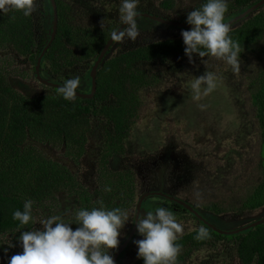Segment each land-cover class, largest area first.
Masks as SVG:
<instances>
[{
    "label": "trees",
    "instance_id": "1",
    "mask_svg": "<svg viewBox=\"0 0 264 264\" xmlns=\"http://www.w3.org/2000/svg\"><path fill=\"white\" fill-rule=\"evenodd\" d=\"M257 1L229 0L224 21L242 13ZM182 2L161 0L155 6L153 0H148L143 6L139 5V10L156 14V10L164 9L175 18L170 15L164 17L186 22L187 13L205 0H195L191 8H182ZM56 3L58 30L42 59V69H46L54 82L63 83L73 76H79L81 82L88 79L91 89L90 70L111 37V31L120 26L118 7L104 10L93 6L91 0H56ZM50 11L46 4L44 14L34 10L28 17L18 11L0 13L1 49L28 56L35 64V70L38 57L51 35L46 32L45 37L39 38V34L47 29L42 32V22H46ZM102 20L105 23L103 29ZM242 21L231 27L229 34L239 43L241 58L254 57L258 62L260 74L252 80V85H255L252 95L264 129V5ZM184 47L182 37L130 42L103 61L94 97L76 96L72 101L65 100L59 94V88L46 84L50 90L48 93L22 92L16 88L8 69L0 65V234H10L14 242L11 246L15 250L22 231L42 227L39 212L43 211L44 215L46 208L57 200L59 202L58 195L62 191L76 195L71 213L62 215L66 222L74 220L76 209L99 207L101 202L108 209L119 207L128 211L131 208L136 188L122 184L126 182L119 178L126 172V167H111L109 161L127 151L126 142L140 110L141 90L148 87V91L157 93L156 85L159 86L166 77L179 78L190 63ZM204 60L194 56V62ZM81 68L86 70L83 77L77 74ZM89 136L97 144L96 158L91 161L95 170L92 175L96 176L93 183V176L86 175L88 171L86 174L82 171L91 149L87 143ZM54 149H59L61 156L54 157ZM258 169L260 175L257 180L254 170L245 171L243 168L242 174L238 170H230L242 185H248L246 195L241 196V204L234 211L264 206V156ZM218 181L216 179L215 183ZM109 187L111 191H106ZM28 199L34 202L33 220L21 225L12 214L16 209L23 210V204ZM210 207L217 213L228 209L224 204L221 208L217 202L206 208ZM196 221L192 229L178 236L176 242L182 245V249L175 264H197L201 251H211L210 258L207 255L203 257L209 264L215 261L213 255L224 258L228 263L264 264V222L239 233L224 235L201 220ZM201 226L208 229L209 235L197 240L194 237ZM72 227L75 229L77 225ZM129 228L122 230L126 234ZM123 236L121 233L120 244ZM0 250L4 253L2 246ZM19 250L22 251L20 246ZM116 250H113V255ZM127 251L128 247L121 257ZM133 264H144V261L139 258Z\"/></svg>",
    "mask_w": 264,
    "mask_h": 264
},
{
    "label": "rangeland",
    "instance_id": "2",
    "mask_svg": "<svg viewBox=\"0 0 264 264\" xmlns=\"http://www.w3.org/2000/svg\"><path fill=\"white\" fill-rule=\"evenodd\" d=\"M145 1L148 0H140V6H143ZM153 1L157 6L161 0ZM182 1V8H191L195 0ZM46 4L51 11L47 21L42 22V27L44 25L42 32L47 28L45 34L44 36L39 34V38L45 37L46 32L48 35L51 34L53 11L50 0H34V11L38 14L45 13ZM91 4L109 10L118 7L119 0H91ZM156 14L175 18L164 9L156 10ZM138 23L140 35L136 41L140 43L182 37L181 31L185 30L146 17L138 18ZM128 43L130 41H115L107 58ZM205 61L208 70L222 74L223 80L216 90L199 100H194L183 87L184 79L181 73L179 78H164L159 86H155L158 88L157 93H151L147 90L148 87L141 90L140 110L126 142V149L130 153L123 155L124 157L117 155L123 157L120 163H126L125 166H120L126 167V172L119 178L125 180L126 183L122 184L132 185L137 189L135 199L142 190H164L178 197L188 198L201 207L211 206L217 202L222 208L224 204L228 209L223 210V213L216 211V215L220 218L213 219V222L224 229H236L264 217V206L261 209L234 211L241 204V196L246 195L245 189L248 185H242L233 175L235 173L230 171L235 169L242 174L243 168L245 171L254 170L256 180L260 175L258 165L264 154V129L252 95L255 89L252 80L255 75L259 76L260 71L254 57L241 58V68L238 73H233L223 61L205 57L204 61L189 63L184 72H188L189 77L202 75L205 72L203 64ZM0 65L8 69L16 88L22 92L37 94L50 92L49 88L37 79L35 64L28 56L17 52L11 54L0 47ZM86 70L90 69L86 66ZM86 70L78 69L77 74L83 77ZM88 83V79L84 80L78 89L88 91ZM87 143L93 149L96 140L89 136ZM52 155L61 156L60 150L54 149ZM94 156L95 151H92L86 159L85 166L82 167L85 174L86 171L89 172L88 176L91 175L93 166L90 165V160ZM113 160L115 158L111 159L109 164ZM70 165H73L72 162ZM95 178L96 176L91 178V183ZM86 179L88 180V177ZM216 179L219 180L217 183H215ZM75 196L69 195L67 190L60 192L58 195L60 201L57 200L49 206L50 208H46L44 215L70 214L74 208L72 204ZM136 203L137 200L127 211L129 222L123 229L130 227L128 232L132 230ZM147 204L151 206L152 200L144 202V209L147 208ZM210 210L213 208H206L207 212ZM147 211L150 210H144L143 213ZM44 215L41 211L38 218ZM176 219L179 221L177 216ZM180 223L184 226L181 233L183 234L186 230L192 229L195 220L187 216L182 218ZM123 231L125 230L121 233L125 236L128 232L125 234ZM141 238L137 232L135 240ZM0 239L3 241L0 246L4 248V253L0 250V263L6 264L7 259L20 250L19 246H16L18 251L11 246L14 242L9 233L0 234ZM200 255L201 258L197 259L196 263L209 264V261L203 260V257L207 255L210 258L211 251L208 253L201 251ZM213 257L215 261L212 264H240L235 261L228 263L223 258H216V255ZM138 259L137 247L132 242L127 253L118 260L117 264H133Z\"/></svg>",
    "mask_w": 264,
    "mask_h": 264
},
{
    "label": "clouds",
    "instance_id": "3",
    "mask_svg": "<svg viewBox=\"0 0 264 264\" xmlns=\"http://www.w3.org/2000/svg\"><path fill=\"white\" fill-rule=\"evenodd\" d=\"M228 2L205 0L187 13L186 23L192 27L182 30L181 36L190 63H194V56L213 57L225 62L233 73L240 71L241 48L232 39L230 27L224 22ZM139 5L140 0H119V21L123 27L112 30L111 39L117 42L137 40L140 35ZM33 10L34 0H0V13L3 14L18 11L28 17ZM104 20L101 21L102 29ZM203 64L205 72L202 75L189 77L188 72L181 73L183 87L194 100L212 93L223 80L222 74L208 70L206 61ZM80 86L79 76L67 78L59 87V94L65 100H75ZM33 203L31 199L26 200L23 210L13 212V219L21 225L29 224L33 220ZM128 222L127 210L108 209L102 202L99 207L76 209L72 222H66L60 214L42 217L39 220L42 227L20 233L17 240L22 251L12 255L7 264H116L113 250L118 248L121 230ZM73 224L77 225L75 229ZM135 224L142 237L133 241L137 257L143 259L144 264H175L182 249L176 241L184 228L175 213L167 207L156 206L154 210L139 214ZM196 233L194 238L197 240L209 235L203 226Z\"/></svg>",
    "mask_w": 264,
    "mask_h": 264
},
{
    "label": "water",
    "instance_id": "4",
    "mask_svg": "<svg viewBox=\"0 0 264 264\" xmlns=\"http://www.w3.org/2000/svg\"><path fill=\"white\" fill-rule=\"evenodd\" d=\"M51 4H52V11H53V21H52V30H51V35L50 38L46 44V47L44 48V50L42 51V53L39 55L38 60H37V64H36V69H35V73H36V77L37 79L41 82L44 83L48 86H55L57 88H59L61 86L62 83H55L52 80L46 79L45 77L42 76L41 74V65H42V59L45 55V53L47 52V50L49 49V47L51 46L52 42L54 41L56 34H57V30H58V21H59V17H58V8H57V3L56 0H50ZM264 5V0H259L257 2H255L253 5H251L248 9H246L245 11H243L242 13L228 19L227 21H224L226 24L229 25V27H233L234 25L238 24L240 21L246 19L247 17H249L250 15H252L255 11H257L260 7H262ZM141 17H146V18H150L154 21H157L159 23L165 24V25H169V26H175V27H179V28H183V29H189L192 26L188 25L186 22L184 21H180V20H174V19H170V18H165L163 16L160 15H156V14H152L149 12H140V16ZM123 27L121 24L118 27L121 28ZM115 43V40L111 39V37L109 38V40L106 42V44L104 45L102 51L100 52V54L98 55V57L96 58L91 70H90V75H91V81H92V86H91V91L90 92H83L77 89V93L76 96L81 97V98H88L91 99L94 97L96 91H97V83H98V72H99V68L102 65L103 61L107 58L109 51L111 50L113 44ZM150 193H147L145 195L142 196V198L140 199L138 205H137V213H136V219L137 216L139 214H141V208H142V202L143 199L148 196ZM178 202H180L183 206H185L186 208H188L190 211H192L194 214H198L197 211L189 204L180 201L179 199H175ZM206 224H208L210 227H212L215 231L222 233V234H235V233H239L242 232L244 230H247L251 227L257 226L261 223L264 222V217H261L247 225L241 226L237 229H221L220 227L215 226L213 223H210L208 220H204ZM136 233V224L134 225L133 230L131 231V235L128 238L127 241H125L122 245H120L118 247V249L116 250L115 254H114V259L116 261V264L120 258L121 253L125 250L128 242L130 241V238Z\"/></svg>",
    "mask_w": 264,
    "mask_h": 264
},
{
    "label": "flooded vegetation",
    "instance_id": "5",
    "mask_svg": "<svg viewBox=\"0 0 264 264\" xmlns=\"http://www.w3.org/2000/svg\"><path fill=\"white\" fill-rule=\"evenodd\" d=\"M142 18V17H141ZM166 18V17H165ZM150 19V18H149ZM152 20V19H151ZM47 21V20H46ZM154 21V20H153ZM45 33H43V36H44ZM36 74V73H35ZM41 74L43 77H45L46 79H49L51 80V77L49 76V73H47V71H44L42 69V65H41ZM44 84V83H43ZM80 90V89H79ZM81 91V90H80ZM91 89H89L87 92H90ZM92 151H95V156L90 160V165L93 164L91 161H94V159L96 158V153H97V144H95V147H93V149H90L89 152H88V155L86 157V159L88 158V156L90 155V153ZM128 151V150H127ZM125 152L123 155L125 156L127 153H130L129 151L128 152ZM134 153V152H133ZM122 155V156H123ZM123 156V157H124ZM264 156V154H263ZM123 157H119V156H116L115 157V160H113V162L110 163V166L111 167H114V168H121L120 166H125V162H121V160L123 159ZM116 163V164H115ZM92 171L95 173V170L93 169V166H92V170L90 171L91 175H92ZM87 175V174H86ZM94 175V174H93ZM92 175V176H93ZM137 190V189H136ZM147 190V189H145ZM142 192V193H141ZM140 194L136 197V199H134V202H136L137 200V205L140 201V199L142 198L143 195L147 194V193H150L148 196H146L144 199H143V202H142V210H141V213H143L144 210H150V208L152 207H155V206H163V207H167L169 209H171L174 213H175V216L178 217L179 221L181 222L182 219L180 217H184L185 216H190L192 217L194 220H195V223L197 222L196 220L199 219L201 220L203 223H205L204 220H208L210 223H213L215 226L217 227H220L218 226L216 223L213 222V219H219V215H216V210L213 209V210H210V211H206V207L203 206L201 207V205H197L195 202H193L192 200L188 199V198H183L182 196L178 197L176 196L175 194L171 193V192H167V191H164V190H147V191H141ZM136 196V195H135ZM138 198V199H137ZM175 199H179L180 201H183L189 205H191L196 211L198 214H194L192 211H190L188 208H186L185 206H183L180 202H178L177 200ZM148 200H152V204L151 206L149 204H147V208L144 209L143 208V205H144V202H147ZM137 205H136V209H135V212H134V219H133V225H132V230L134 228V225H135V220H136V213H137ZM261 209V208H260ZM196 218H194V217ZM206 224V223H205ZM249 224V223H248ZM208 225V224H206ZM247 225V224H246ZM209 226V225H208ZM221 229L225 230L224 228L220 227ZM235 229V228H233ZM237 229V228H236ZM130 232H126L127 234L124 236V239L121 243V245L128 240V238L130 237L131 235V231ZM136 234H137V229H136V233L130 238V241L128 242L127 247H129L131 245V243L135 240V237H136ZM222 234V233H221ZM226 235V234H224ZM180 236V234H179ZM125 248V249H126ZM118 249V248H117ZM116 252V251H115ZM124 252V251H123ZM122 252V253H123ZM121 253V255H122ZM121 255H120V258H121ZM114 256V255H113ZM119 258V259H120ZM221 258V257H219ZM223 260H225L223 258ZM241 264V263H240Z\"/></svg>",
    "mask_w": 264,
    "mask_h": 264
}]
</instances>
